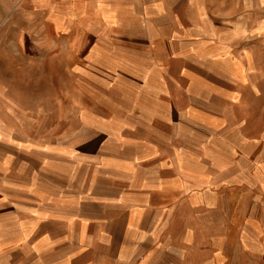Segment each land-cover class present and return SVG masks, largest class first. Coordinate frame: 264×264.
<instances>
[{
    "label": "crops",
    "instance_id": "1",
    "mask_svg": "<svg viewBox=\"0 0 264 264\" xmlns=\"http://www.w3.org/2000/svg\"><path fill=\"white\" fill-rule=\"evenodd\" d=\"M14 2L70 30L67 44L85 39L82 73L111 77L119 96L83 88L96 152L56 148L80 177L66 169L64 197L43 211L4 196L0 248H48L42 264H264V101L249 50L263 43L264 0ZM110 34L130 47L105 67ZM79 204L95 214L74 215Z\"/></svg>",
    "mask_w": 264,
    "mask_h": 264
},
{
    "label": "rangeland",
    "instance_id": "2",
    "mask_svg": "<svg viewBox=\"0 0 264 264\" xmlns=\"http://www.w3.org/2000/svg\"><path fill=\"white\" fill-rule=\"evenodd\" d=\"M9 2L0 0V200L6 196L31 213L39 208L43 211L49 197L60 200V193L64 197L65 188H60L64 176L80 177L77 157L65 159L56 148L65 146L89 154L97 150V139L89 141L94 137V126L87 127L79 119L77 106L86 100L83 88L107 102L119 93L113 91L111 77L89 74V78L82 73L91 49L85 39L67 44L70 30H55L44 18L19 13L18 3ZM111 42L105 46V67L117 61L118 49L124 56L130 47L124 38L121 43L114 40L115 46ZM249 50L256 71L251 78L258 81L262 95L258 100L264 101V39L260 45H249ZM66 169L72 174H66ZM73 188L67 189L72 196L81 191ZM40 196L43 198L38 204ZM64 208L58 205L56 211L60 213ZM70 208L74 215L81 211L95 214L97 209L93 204ZM29 223L32 221L27 220ZM74 228L80 229L79 221ZM88 231L95 234L93 227ZM92 250L89 256L93 257ZM57 252L63 255L64 250ZM52 255L48 248H0V264H42Z\"/></svg>",
    "mask_w": 264,
    "mask_h": 264
}]
</instances>
